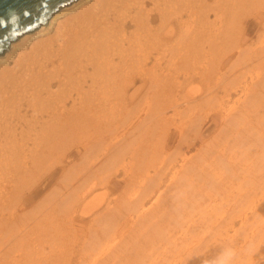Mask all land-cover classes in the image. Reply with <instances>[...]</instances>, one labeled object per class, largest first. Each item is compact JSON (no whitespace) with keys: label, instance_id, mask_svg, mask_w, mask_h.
<instances>
[{"label":"bare ground","instance_id":"6f19581e","mask_svg":"<svg viewBox=\"0 0 264 264\" xmlns=\"http://www.w3.org/2000/svg\"><path fill=\"white\" fill-rule=\"evenodd\" d=\"M263 13L264 0H78L11 44L0 56V264L263 257L264 20L259 42L242 32ZM194 60L202 81L188 76L183 115L177 100L152 103ZM33 184L55 185L42 205ZM30 204L44 208L33 228Z\"/></svg>","mask_w":264,"mask_h":264},{"label":"rangeland","instance_id":"374dc122","mask_svg":"<svg viewBox=\"0 0 264 264\" xmlns=\"http://www.w3.org/2000/svg\"><path fill=\"white\" fill-rule=\"evenodd\" d=\"M116 5H119L120 6V3H117ZM264 20V13L260 16H258L257 18H255V19H252V20H244L245 22H244V25H243V27H244V30L242 29V32L244 33L245 32V34L247 33V35H248V37H247V39L248 38H250V39H254V40H257V42H259L260 41V39H258V37H259V35H261L262 34V30H261V28H260V26H261V22ZM257 24H260V25H257ZM226 27H230V25H227ZM226 31H231V28L230 29H226ZM260 31H261V33H260ZM55 33V31L54 30H52V32L51 33H49V34H47V36L45 35V36H41V37H39V38H37L36 40H34V42H37L38 40H44V38H46V37H50V36H53V35H55L54 34ZM233 36V35H232ZM250 36V37H249ZM264 41V40H263ZM33 42V43H34ZM32 43V44H33ZM262 43V42H261ZM29 45V44H28ZM27 45V46H28ZM26 46V47H27ZM31 47V44L29 45V47H28V49L27 50H25V51H28L29 50V48ZM20 51H22V50H18V51H16L15 53H14V55L10 58V60H9V62H8V64H6V65H4V67L3 68H12L13 67V64H14V61L17 59V57H18V53L20 52ZM196 60V59H195ZM195 60L192 62V65L190 66V68L189 69H187V71L186 72H179V73H177L176 74V76H178V77H176V79L175 80H172V82L174 83V85H172L171 86V90L169 89V90H167V89H165V90H161V89H159V88H157L156 90H155V92L156 91H158V92H162V93H160L159 95H160V98L159 97H154L155 99H152L150 96L151 95H149V97L148 98H150V100L152 101H154V103H156V104H158L159 103V106L160 107H162V106H166V105H169V103H171V101L172 102H174V100L176 101L177 100V102L178 103H181L180 105V107H179V111H181V113H182V115H183V111H184V109L186 110L187 109V107H189L190 105H185L186 103H185V101L187 100V97L189 96L188 95V90H187V83H199L200 84V82L202 81L200 78L201 77H199L200 76V74L199 73H202V72H199L198 70L200 69V71H202V67H201V65H199V63H195L194 64V62H195ZM199 61H201V60H199ZM201 64V63H200ZM199 65V66H198ZM196 66V67H195ZM250 72H251V74L253 75V76H255V75H257V74H259V73H261L262 72V68H261V65H255V66H253L252 68H250ZM194 73V74H193ZM189 74V75H188ZM191 75V76H190ZM188 76H190V82H189V78H188ZM192 77V78H191ZM194 77V78H193ZM199 77V78H198ZM192 80V81H191ZM194 80V81H193ZM179 81V82H178ZM182 82V84H181V82ZM184 82V83H183ZM178 85H180V86H182V87H180V86H178ZM176 87V88H175ZM55 89H57V87L55 88ZM159 89V90H158ZM175 90V91H174ZM147 91H149V90H147ZM154 92V93H155ZM173 92V93H172ZM174 92H175V94H174ZM177 93H182V94H179V96H178V94ZM166 94V95H165ZM168 94V95H167ZM170 94V95H169ZM176 94H177V97H176ZM153 95V94H152ZM163 95V96H162ZM166 96L168 97V98H166ZM173 96H175V98L173 97ZM183 96V97H182ZM147 97V96H146ZM158 98V99H157ZM162 98V99H161ZM145 99V98H144ZM157 99V100H156ZM164 99H166V100H164ZM149 100V99H148ZM149 100V104L151 103V101ZM170 100V101H169ZM180 102H179V101ZM183 102H182V101ZM153 101H152V103H153ZM169 101V102H168ZM143 102V104L145 103L144 101H142ZM162 105V106H161ZM145 106V107H144ZM141 109H140V113H139V115L141 114V113H143L144 111H142L144 108H148L147 107V104L146 105H144ZM31 114V113H30ZM136 115V114H135ZM181 114L179 115V117H178V115H175L174 114V111H173V109L171 110V109H169V112L167 113V118H172V120H174L175 122H177V123H179L180 122V119H181V116H182ZM176 116V117H175ZM101 125H102V123H101ZM205 132H204V135H203V137H205V138H209V137H211V136H213V135H215V133H216V130H217V125H215V123H213L212 121H209L207 124H206V127H205ZM100 130H101V128L99 127V131L96 133V134H94L93 136H98L101 132H100ZM103 130V129H102ZM101 130V131H102ZM100 135H102V133L100 134ZM176 136H177V134H176ZM201 142H202V140L192 149V150H188V149H183V154H185V155H187V156H191L194 152H196V149H197V147L198 146H200V144H201ZM79 150L81 151L82 149L81 148H79ZM186 151V152H185ZM81 154H83V151H81L80 152V154L79 155H77V156H75V157H77L76 159H74L73 161H71L69 164H68V166L70 167L72 164H74V163H76L77 162V160L79 159V156L81 155ZM122 174H121V176L119 177L120 179H122ZM27 189H30V187L29 186H27L26 187ZM26 188H25V190H26ZM40 188V190H41V186L39 185L38 186V184L36 185V184H33V187L31 188V190L30 191H28V193H27V195H29V193L31 192V191H33V193H34V195H33V202H35V204L37 203H39V205H42V203L45 201V199H44V197L48 194V193H50V191H52L54 188H55V185L53 184V185H51V186H49L46 190H42V192L40 191V193H36L37 192V190ZM111 196V195H110ZM253 199V198H252ZM36 204V205H37ZM34 206V205H32L31 206V204L30 205H26V206H24L25 208H27L26 209V211L24 212L25 213V216H26V218L25 219H27V221H29V224L31 225V228H33L34 227V225H33V221L31 220V219H35L36 218V216H39V215H42V211L44 210V208L43 207H37V206ZM147 206H149V205H147ZM23 209L22 210H20L19 211V215H22V213H23ZM200 210H198V211H195V212H193L192 213V215H194L196 212H199ZM224 210H221V211H219V212H223ZM39 212V213H38ZM218 212V213H219ZM220 213V215H223L224 217H225V215H228L226 212H225V214H221ZM1 214H4V212H1ZM196 216V215H195ZM217 216H219L218 214H217ZM4 217L5 218H7L6 217V212H5V214H4ZM42 217V216H41ZM2 218L3 217H1V215H0V221L2 220ZM91 219V218H90ZM90 219H86L85 221H83V222H80V223H76V225H77V230L79 231V230H86V229H88V226L90 225ZM196 219H198V217H196ZM198 223V222H197ZM23 226V224H20V227H22ZM44 226L45 225H42L41 226V229L42 228H44ZM241 226V222L240 223H238L237 224V228H239ZM46 227V226H45ZM192 227V226H191ZM193 227H194V225H193ZM246 227V226H245ZM248 227V226H247ZM179 228L181 229V227L179 226ZM178 228V231H180V229ZM14 229L16 230V227H14ZM212 231V230H214L212 227H210V229H209V231ZM215 232H216V230H214ZM214 231H212V235H214ZM181 234V233H180ZM230 235H233V232H231L230 233ZM217 237H218V235H217ZM81 238V237H80ZM73 239V237H69L68 238V242L69 241H71ZM82 243V241L80 242V244ZM78 248H79V245H78ZM259 252H263L262 254H261V256H263V257H261V258H257V259H254V260H248V261H246V263L247 264H264V250H261V251H259ZM259 254V253H258ZM258 256H260V255H258ZM257 256V257H258ZM76 258H77V260H78V258H80V256H78V254H77V256H75ZM75 258H74V262H75ZM255 260H257V261H255ZM260 260V261H259ZM259 261V262H258ZM73 262V261H72ZM74 264V263H73Z\"/></svg>","mask_w":264,"mask_h":264},{"label":"water","instance_id":"95a60500","mask_svg":"<svg viewBox=\"0 0 264 264\" xmlns=\"http://www.w3.org/2000/svg\"><path fill=\"white\" fill-rule=\"evenodd\" d=\"M78 0H0V56L26 33L38 29Z\"/></svg>","mask_w":264,"mask_h":264}]
</instances>
